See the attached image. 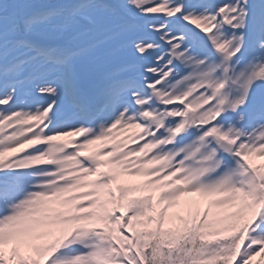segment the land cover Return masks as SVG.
<instances>
[{
	"label": "snow or ice",
	"instance_id": "obj_1",
	"mask_svg": "<svg viewBox=\"0 0 264 264\" xmlns=\"http://www.w3.org/2000/svg\"><path fill=\"white\" fill-rule=\"evenodd\" d=\"M0 264H264V0H0Z\"/></svg>",
	"mask_w": 264,
	"mask_h": 264
},
{
	"label": "rangeland",
	"instance_id": "obj_2",
	"mask_svg": "<svg viewBox=\"0 0 264 264\" xmlns=\"http://www.w3.org/2000/svg\"><path fill=\"white\" fill-rule=\"evenodd\" d=\"M257 163H260V161H257Z\"/></svg>",
	"mask_w": 264,
	"mask_h": 264
}]
</instances>
